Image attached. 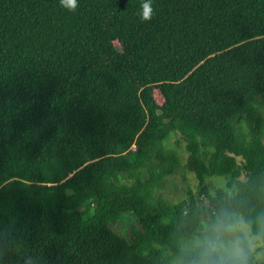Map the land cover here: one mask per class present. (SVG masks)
Listing matches in <instances>:
<instances>
[{"label": "trees", "instance_id": "trees-1", "mask_svg": "<svg viewBox=\"0 0 264 264\" xmlns=\"http://www.w3.org/2000/svg\"><path fill=\"white\" fill-rule=\"evenodd\" d=\"M142 3L0 0V264H182L217 208L257 231L264 0Z\"/></svg>", "mask_w": 264, "mask_h": 264}, {"label": "clouds", "instance_id": "clouds-1", "mask_svg": "<svg viewBox=\"0 0 264 264\" xmlns=\"http://www.w3.org/2000/svg\"><path fill=\"white\" fill-rule=\"evenodd\" d=\"M78 0H61L75 11ZM138 15L151 18V0H143ZM264 246V218L255 233L243 217L226 208H217L202 219L185 243L182 264H254L255 247Z\"/></svg>", "mask_w": 264, "mask_h": 264}, {"label": "rangeland", "instance_id": "rangeland-1", "mask_svg": "<svg viewBox=\"0 0 264 264\" xmlns=\"http://www.w3.org/2000/svg\"><path fill=\"white\" fill-rule=\"evenodd\" d=\"M185 161L182 167L172 176L166 179L165 188L161 191L164 196L171 201L172 204L180 200L188 198L189 189L198 191L199 179L193 171H190L186 166V158L188 154L185 152ZM227 179L224 176H212L206 180V184L211 190L218 187L226 188ZM206 199V203H207ZM241 216V215H240ZM242 217V216H241ZM136 218L132 213L126 212L122 215L119 222L113 225L117 231H125L131 224L136 223ZM185 243L183 244L185 248ZM256 264H264V246L257 245L255 247Z\"/></svg>", "mask_w": 264, "mask_h": 264}]
</instances>
